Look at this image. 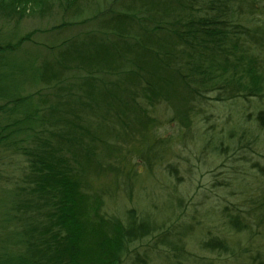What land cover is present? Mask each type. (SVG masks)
<instances>
[{
  "label": "trees",
  "instance_id": "trees-1",
  "mask_svg": "<svg viewBox=\"0 0 264 264\" xmlns=\"http://www.w3.org/2000/svg\"><path fill=\"white\" fill-rule=\"evenodd\" d=\"M76 2L0 0V11L5 16L23 17L30 8L42 12L58 5L68 11ZM258 14L264 15V0H135L129 11H123V27L118 30L123 47L116 49L122 61L112 74L123 69L118 72L123 74V82L111 81L104 90L98 86L97 75L105 64L113 65L116 59L103 41H91L85 47L70 45V60L84 67L89 65V69L95 67L79 84L78 94L72 87L66 88L62 70L55 65L38 66L34 62L30 73L21 67L16 72L15 93L0 89V99L4 100L0 103V112L4 114L0 122V151L23 157L30 170L23 187L30 201L20 207L32 212L28 228L31 239L28 244H24L25 239L20 240L21 248L14 254L10 250L0 253V264H149L155 259L162 264H212L211 260L186 250V227L166 226L156 216L134 206L126 207L122 216L106 209L105 192H91L77 168L79 158L91 157L93 145L89 142L92 133L76 111L81 107L95 112L102 108V112L122 124L117 135L144 146L140 153L146 162H137L136 166L149 171L154 160L161 162L169 151V140L153 139L151 129L166 121L189 126L191 110L199 107L206 97L204 93L213 87L216 70H221L223 76L232 66V76H240L218 85L228 98L234 96L237 85L243 84H247L249 95L260 94L262 80L255 65H264L256 64L255 57L247 65L242 64L246 56L243 51L252 54L257 49L264 50V19ZM33 35L29 33L15 44H0V55L16 52L28 41L34 42ZM231 55L237 57L236 62L230 61ZM238 70L243 73L237 75ZM27 81L35 85L45 82L63 92L56 96L45 93L43 106L35 104L34 98L40 97L41 91L20 94V87ZM100 82L107 86L105 81ZM104 92L111 98L109 102L102 103ZM51 95L55 99L50 100ZM166 102L176 111L161 118L160 111ZM257 121L264 131V110L257 113ZM104 142L110 150L117 149L115 141L105 138ZM136 166L126 174L123 170V176L122 170L121 175L116 174V182L120 184L122 177L128 192L140 173ZM167 170L176 175L178 167L168 162ZM81 171L84 172L82 167ZM222 214L235 233L248 238L264 234V195L256 200L251 198L245 207L225 206ZM147 238L152 240L144 245ZM251 243V248L241 247L240 242L214 235L202 242V248L235 255L237 261L244 260L242 253H238L243 249L251 264H264V249Z\"/></svg>",
  "mask_w": 264,
  "mask_h": 264
},
{
  "label": "rangeland",
  "instance_id": "rangeland-1",
  "mask_svg": "<svg viewBox=\"0 0 264 264\" xmlns=\"http://www.w3.org/2000/svg\"><path fill=\"white\" fill-rule=\"evenodd\" d=\"M134 2L77 0L68 11H63L58 5L42 12L30 8L23 17L16 14L5 16L0 11L1 45L15 44L21 37L34 33V42L28 41L18 51L0 55V89H7L13 95L16 72L22 67L30 73L35 62L38 66L44 63L55 65L62 70L65 86L68 84L66 88L69 86L76 94L81 93L79 84L84 77L92 74L95 67L90 70L89 65L85 68L78 61L70 60V45L85 47V43L91 41H96L95 44L103 41L116 59L113 65L105 64V68L98 73L99 88L104 90L110 87L111 81L116 84L123 82V74L118 73L123 69L115 74L112 72L119 69L122 61V57L117 56L116 47H123L118 32L123 27V11H129ZM257 16L264 19V15ZM61 24L63 27L53 29ZM259 50L252 51L255 55L243 51L246 56L242 64L247 65L255 57L256 64L264 65V50ZM230 58L232 63L237 61L233 55ZM62 64L66 67H62ZM255 69L262 80L259 95H249L245 88L247 84H243L237 85L234 96L228 98L229 95L219 89L218 85L223 80L240 76H232V66L223 76L221 70H216L213 87L204 93L206 97L199 103V107L191 110L189 126L185 127L176 121H166L162 126L155 125L151 129L153 139H168L169 151L161 162L154 160L153 168L149 171L136 166L137 162H146L145 158L141 159L140 153L144 146L124 140L123 135H117L122 124L107 116L102 108L95 112L81 107L76 112L82 116L81 122L87 124L94 139L91 137L89 140L93 145L91 157L79 158L77 163L80 177L88 181L91 192H105V200L108 201L106 209L112 214L122 216L126 207L134 206L156 216L166 226L177 229L186 227L187 235L184 238L186 250L190 254L203 256L211 260L212 264H251L248 252L243 249L238 253H242L244 260L241 258L237 261L235 255L206 251L202 248V242L219 235L235 243L240 242L241 247H250L252 242L264 249V234L248 238L246 234L235 233L226 225L222 214L225 206L245 207L251 198L256 200L264 195V131L257 121V113L264 110V67L255 65ZM238 71L237 75L243 73ZM246 78L242 79V83ZM101 80L107 86L103 87ZM46 85L45 82L38 85L24 82L20 94L27 96L41 91L42 95L34 98V103L43 106L45 93L56 96L58 92H63ZM53 95L49 97L50 100L55 99ZM103 95L104 102L99 99L100 102L111 100L105 92ZM2 102L4 100L0 99ZM162 106L161 118L176 111L167 102ZM1 120H4V114L0 112ZM105 138L115 141L117 149L110 150L104 142ZM168 162H174L178 167L176 175L168 172ZM27 166L23 157L0 151V253L10 250L14 254L21 248L18 245L21 244L20 240L25 239L24 244H28L31 239L28 228L31 222L29 213L32 215V212L20 207V204L23 206L30 201V196L23 190L26 174L30 172ZM135 166L140 173L133 182V189L128 192L122 177L120 184L116 182V174L123 176V170L126 174L129 168ZM150 240L147 238L142 243L145 245ZM155 260L149 264H162L160 259ZM182 262L188 264L187 261Z\"/></svg>",
  "mask_w": 264,
  "mask_h": 264
}]
</instances>
